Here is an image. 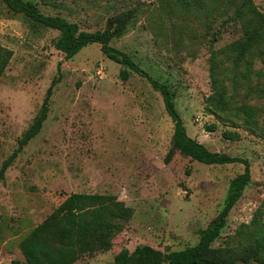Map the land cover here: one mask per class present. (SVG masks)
Wrapping results in <instances>:
<instances>
[{"label": "rangeland", "instance_id": "1", "mask_svg": "<svg viewBox=\"0 0 264 264\" xmlns=\"http://www.w3.org/2000/svg\"><path fill=\"white\" fill-rule=\"evenodd\" d=\"M24 1L87 32L103 30L116 13L135 10L132 25L111 45L168 83L189 137L211 152L250 163L251 182L213 244L237 245L240 227L251 222L264 198V98H246L245 85L238 90L236 101L259 110L260 122L252 131L241 121L220 122L204 102L212 94V60L220 71L233 69L224 50L243 35L233 5L224 0ZM253 2L264 13V0ZM58 37V31L33 27L0 0V46L13 52L0 80V166L17 149L57 80L41 132L0 180V264H25L22 239L74 193L110 195L132 211L110 250L74 264H112L123 249L133 252L142 245L164 253L196 245L198 231L219 214L231 180L244 165H205L180 152L166 162L174 125L160 93L139 74L122 81V66L99 44L65 60L54 46ZM261 68L257 61L254 69ZM256 84L262 86L264 78ZM212 124L217 130H208ZM224 130L238 132L240 140L224 138Z\"/></svg>", "mask_w": 264, "mask_h": 264}, {"label": "trees", "instance_id": "2", "mask_svg": "<svg viewBox=\"0 0 264 264\" xmlns=\"http://www.w3.org/2000/svg\"><path fill=\"white\" fill-rule=\"evenodd\" d=\"M233 5L235 19L240 21L243 35L229 44L224 52L232 63V70L220 71L216 59L210 68L212 94L204 99L206 110L220 122L231 124L241 121L244 128H258L260 113L258 108L244 101H236L238 90L244 85L248 92L245 97L255 94L264 98V84L252 85L255 80L264 78L262 70H255L257 61L264 66V13L257 9L253 0H224ZM13 13L29 20L33 27H43L59 32L54 42L64 59L70 60L83 48L99 44L101 52L111 61L122 66L120 79L128 81L131 74L146 78L153 89L160 93L168 116L173 122L172 147L167 153L166 162L176 152L205 165H244L242 174L231 180L223 207L206 229H200L199 242L179 251L164 253L150 246H138L133 252L123 249L112 264H264V198L256 209L249 224H243L239 233L242 239L235 246L214 247L226 227L227 219L241 199L245 188L251 182V168L247 159L224 153L209 151L203 144L188 136L187 129L176 110L175 98L168 83L153 78L127 53L113 47L112 41L122 37L132 25L135 10L116 13L110 17L103 30L81 31L76 23L60 16L46 15L32 1L2 0ZM183 6V5H182ZM226 13V12H224ZM13 52L0 46V80L12 59ZM230 84H225L226 81ZM57 80L47 90L38 116L22 134L18 147L0 166V180L13 165L25 146L42 130L49 113V101ZM231 87L234 92L229 89ZM228 117V118H227ZM209 131L217 130V125L208 126ZM224 138L240 140L239 133L224 130ZM1 151V145H0ZM190 173V168L187 169ZM132 215L130 208L115 200V197L101 194L74 193L65 200L38 226L31 230L20 242V250L25 264H74L86 255L108 251L116 236L122 232V222ZM245 238V239H243ZM11 264H20L13 261Z\"/></svg>", "mask_w": 264, "mask_h": 264}]
</instances>
